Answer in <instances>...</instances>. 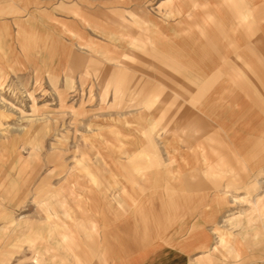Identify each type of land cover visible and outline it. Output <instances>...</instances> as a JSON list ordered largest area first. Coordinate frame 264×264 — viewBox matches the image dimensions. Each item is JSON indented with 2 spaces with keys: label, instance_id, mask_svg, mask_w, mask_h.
<instances>
[{
  "label": "rangeland",
  "instance_id": "374dc122",
  "mask_svg": "<svg viewBox=\"0 0 264 264\" xmlns=\"http://www.w3.org/2000/svg\"><path fill=\"white\" fill-rule=\"evenodd\" d=\"M79 2L0 0L7 24L0 29V264L86 255L73 252L75 240L64 237V218L74 227L82 214L77 206L87 208L76 196L105 203L118 186L143 181L149 166L176 164L165 154L187 149L180 136L204 133V149L215 154L179 165L183 175L197 168L198 181L210 186L184 202V209L203 213L211 245L218 246L214 255L203 254L206 264H264V226L254 205L264 193V0H238L225 24L211 16L202 21L230 54L231 92L218 104L217 94L205 93L203 104L225 108H192L206 125L183 131L163 115L160 93L141 91L146 83L160 85L132 56L143 50L137 42H147V14L130 13L126 21L124 14L104 13L107 27L96 28L94 7L88 4L86 13ZM216 228L238 237L239 246H219Z\"/></svg>",
  "mask_w": 264,
  "mask_h": 264
},
{
  "label": "crops",
  "instance_id": "0c3cea01",
  "mask_svg": "<svg viewBox=\"0 0 264 264\" xmlns=\"http://www.w3.org/2000/svg\"><path fill=\"white\" fill-rule=\"evenodd\" d=\"M85 2L91 3L94 7L92 11L96 13V28L101 27L99 26L101 24L102 27H107L103 25L107 22L100 19L104 13H121L124 14L122 19L125 20L130 13L147 14V22H145L147 42H137L143 45L142 52L136 51L130 55L138 61H143L149 68L146 71L150 73L145 77L159 78V89L149 83L139 86L142 87L143 93H160V107L167 109L163 115L171 121V125L178 123L177 128L182 126L181 131L185 126L203 127L206 122L197 113H193L192 108L200 110L225 108V105L221 104L202 103L206 102L203 99L204 94L210 91L217 94V104L225 101L224 93L231 92L232 76L230 54L225 52L215 33L210 34L202 21L211 16L213 19L223 20V24L230 22L231 8H237L238 0H86ZM153 3L155 7L151 9ZM88 4L84 5V1L80 0V9L87 13ZM82 23L79 22L80 29L85 28ZM2 26L6 29L7 24L1 19L0 29ZM0 51H2L1 47ZM4 57L5 51L4 54L0 52V59ZM115 59L117 58H112ZM210 70L212 74L208 73ZM132 90V88L128 89V91ZM151 94L147 97H153ZM172 94L182 100L174 99ZM261 100L263 103V96ZM206 138H208L206 133L191 139L180 136L179 142L187 149H171V154H165L168 158H174L176 164L149 166L150 174L145 176L143 181L128 182L126 187L118 186V192L113 191L114 195L106 198L109 201L105 203L99 196L93 198L96 203H93L92 199L88 201L89 198L76 196L80 201H85L87 208L82 205L77 206L82 214L80 217L76 214L77 218L74 219L77 223L74 227L68 223L67 218H64V237L70 236L75 240L73 252L86 255L79 256V259L74 261H42V258H34L35 262L29 264H206L210 258H206L207 256L203 254L214 255L218 246L211 245L212 234L205 223V218L200 216L203 213L199 212L198 208L184 209V202L185 198L193 199L197 192L201 189H209L210 186L198 181L197 168L190 169L183 175L179 165L181 163L187 168L194 162L197 164L208 162L207 157L215 153L212 149L208 151L204 149ZM197 141H200V144ZM197 144L198 148L193 150L192 145ZM152 156L158 157L160 154L155 152ZM134 167L131 165L127 168L131 170ZM209 171H212V167ZM158 177L165 179L158 181L155 179ZM188 177H194L197 181L186 180ZM102 184L104 183L101 182ZM121 188H126L127 194L121 195ZM97 193L99 194V191ZM116 193L120 195L115 196ZM216 199L217 197L212 195L210 203L212 208ZM219 199L224 204L235 202L233 199L231 201ZM193 202L194 200H191L190 204H194ZM95 204V208L90 207ZM254 205L264 226V193L255 200ZM214 231L218 235L219 246L228 243L235 247L239 246V238L232 233L217 228ZM52 235L50 230L48 237L51 238ZM34 242L35 239L30 241L31 246ZM12 264L25 263L16 260Z\"/></svg>",
  "mask_w": 264,
  "mask_h": 264
}]
</instances>
